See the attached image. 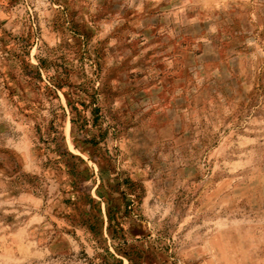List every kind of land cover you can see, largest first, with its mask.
<instances>
[{
	"label": "rangeland",
	"instance_id": "374dc122",
	"mask_svg": "<svg viewBox=\"0 0 264 264\" xmlns=\"http://www.w3.org/2000/svg\"><path fill=\"white\" fill-rule=\"evenodd\" d=\"M0 264H264V0H0Z\"/></svg>",
	"mask_w": 264,
	"mask_h": 264
},
{
	"label": "trees",
	"instance_id": "16d2710c",
	"mask_svg": "<svg viewBox=\"0 0 264 264\" xmlns=\"http://www.w3.org/2000/svg\"><path fill=\"white\" fill-rule=\"evenodd\" d=\"M55 87L57 86V85H54ZM72 123H76V121H72ZM57 139V138H56Z\"/></svg>",
	"mask_w": 264,
	"mask_h": 264
}]
</instances>
